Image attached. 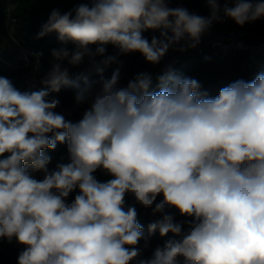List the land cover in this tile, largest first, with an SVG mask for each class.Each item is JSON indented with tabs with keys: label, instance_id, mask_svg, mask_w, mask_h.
<instances>
[{
	"label": "clouds",
	"instance_id": "1",
	"mask_svg": "<svg viewBox=\"0 0 264 264\" xmlns=\"http://www.w3.org/2000/svg\"><path fill=\"white\" fill-rule=\"evenodd\" d=\"M204 2L206 16L172 0L54 8L36 38L62 46L34 90L0 75V240L23 246L17 264H264V71L216 96L171 66L155 84L151 71L126 85L119 67L104 75L121 56L159 65L216 24L264 19V0ZM62 88L86 105L78 121L57 111ZM58 145L67 162L50 168ZM136 205L158 217L146 231Z\"/></svg>",
	"mask_w": 264,
	"mask_h": 264
},
{
	"label": "trees",
	"instance_id": "2",
	"mask_svg": "<svg viewBox=\"0 0 264 264\" xmlns=\"http://www.w3.org/2000/svg\"><path fill=\"white\" fill-rule=\"evenodd\" d=\"M81 2H86V0H17L15 6L11 7L9 0H0V35L3 38L2 41L0 40V45L12 39L18 50H20L19 43L33 52H42L37 61L24 64L20 58L19 62L16 63L12 58L8 60L4 53L0 51V75L10 78L15 86L22 91L34 90L32 87L33 81H38L51 68V50L62 46L55 33L37 39L36 35L41 25L47 21L52 9L59 8L61 11H67ZM171 6H184L200 15H208V8L204 0H172ZM9 12L16 18L14 37L6 29ZM234 24V22L228 20L225 23L216 24L215 27L225 28ZM243 27L247 31L248 37L254 38L259 35L264 38V19L245 24ZM143 35L148 39L151 36L149 31L144 32ZM68 47H72V45L69 44ZM107 50L108 54L115 52L111 45L107 46ZM120 61L119 65L114 64L108 67L104 75L110 77L112 72L119 67L121 85H126L129 79L141 71H151L155 84V76L163 72L160 64L151 65L146 63L143 56L139 53L121 56ZM86 68L87 64H84L78 68H72L70 71L71 73H76ZM172 69L178 74L197 79L203 90L207 91L210 96H216L221 87L227 86L237 79L252 80L257 73L264 71V55L245 51L223 53L215 48L208 47L200 53H194L182 58ZM35 87L38 89L40 85L37 83ZM53 95L61 101V106L57 111L63 112L67 118L74 122L81 118L86 105L81 106L79 109H74L73 89L62 88L58 94ZM48 154L52 156L50 168H54L58 162H67L66 145H58L55 151H51ZM95 175L101 181L110 178L100 171ZM37 178H40L39 174H37ZM75 194V192L72 193L69 199L73 198ZM157 199H162V196ZM126 201L130 205L135 203L131 195L126 197ZM136 207L139 213V221L146 231L148 223L158 217H153L150 209L146 210L139 205H136ZM170 211L176 212L175 209H170ZM177 219H182L178 213ZM162 243L163 240L159 237V233H156L151 240V248ZM22 248L23 246L17 244L15 240L11 243L7 240H0V264H17V257ZM151 248L145 252V256L150 255Z\"/></svg>",
	"mask_w": 264,
	"mask_h": 264
},
{
	"label": "built area",
	"instance_id": "3",
	"mask_svg": "<svg viewBox=\"0 0 264 264\" xmlns=\"http://www.w3.org/2000/svg\"><path fill=\"white\" fill-rule=\"evenodd\" d=\"M15 21L16 18L9 12L7 21H6V29L9 33L14 37L15 34ZM151 37L153 35L158 36V32L149 31ZM18 43V42H17ZM19 58L22 60L24 64H30L35 62L41 56H36L34 53H42L41 51L33 52L28 48L24 47L22 44H19ZM215 48L220 52L226 53L229 51L233 52H248V53H261L264 55V38L257 35L256 37H248L247 31L244 27H238L234 24L231 27H213L209 34H206L202 38V43L193 50H188L187 52L180 53L177 51H169V53L165 56V58L160 63V68L162 71H165L168 66L173 67L178 62L181 61L182 58L192 55L194 53H200L204 51L206 48Z\"/></svg>",
	"mask_w": 264,
	"mask_h": 264
},
{
	"label": "rangeland",
	"instance_id": "4",
	"mask_svg": "<svg viewBox=\"0 0 264 264\" xmlns=\"http://www.w3.org/2000/svg\"><path fill=\"white\" fill-rule=\"evenodd\" d=\"M17 0H9V3L11 7H14L16 4ZM0 51L4 53L5 57H7L8 60L13 59V61L19 62V50L16 48L13 40L6 41L5 43H2L0 45Z\"/></svg>",
	"mask_w": 264,
	"mask_h": 264
},
{
	"label": "water",
	"instance_id": "5",
	"mask_svg": "<svg viewBox=\"0 0 264 264\" xmlns=\"http://www.w3.org/2000/svg\"><path fill=\"white\" fill-rule=\"evenodd\" d=\"M0 40H1V41L3 40V38L1 37V35H0Z\"/></svg>",
	"mask_w": 264,
	"mask_h": 264
}]
</instances>
